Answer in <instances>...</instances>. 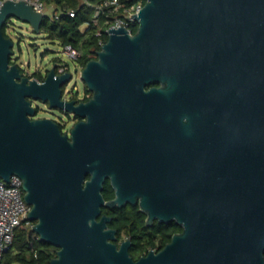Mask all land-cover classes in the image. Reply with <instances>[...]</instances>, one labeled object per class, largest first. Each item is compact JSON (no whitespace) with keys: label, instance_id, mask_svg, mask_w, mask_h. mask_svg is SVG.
I'll list each match as a JSON object with an SVG mask.
<instances>
[{"label":"water","instance_id":"1","mask_svg":"<svg viewBox=\"0 0 264 264\" xmlns=\"http://www.w3.org/2000/svg\"><path fill=\"white\" fill-rule=\"evenodd\" d=\"M32 6L0 9V177L22 178L51 264H264V0H145L76 69L86 101L62 99L58 63L42 82L11 63L4 25L41 32ZM37 101L80 120L64 133ZM127 204L182 231L135 260L102 214Z\"/></svg>","mask_w":264,"mask_h":264},{"label":"trees","instance_id":"2","mask_svg":"<svg viewBox=\"0 0 264 264\" xmlns=\"http://www.w3.org/2000/svg\"><path fill=\"white\" fill-rule=\"evenodd\" d=\"M58 7H68L77 10L76 17H69L64 14L60 19L52 21L45 18L41 31L48 34L51 40L60 41L64 46L71 45L83 50V55L78 59L81 66L94 58H97V51L100 45L93 31L88 36L80 30V26L91 21L93 8L84 3V0H53ZM97 2L98 0H88ZM145 1V0H144ZM8 21L4 25V33H7ZM138 24L131 27L133 33L137 31ZM108 39L107 35L104 37ZM11 63H15L11 61ZM24 71V70H23ZM48 71L44 74L40 70L33 71L31 78L44 80ZM87 93H91L86 89ZM92 94L83 100H88ZM74 98L77 99L75 96ZM39 107H37V110ZM78 120L80 118L77 117ZM61 129L63 126L60 124ZM108 200L114 196V191L107 183L103 191ZM115 212H110L113 216L111 227L118 230V238L123 239L131 236L133 239L130 248L131 256L137 260L147 254L151 249H162L172 238L173 234L182 231V227L176 222L162 223L155 221L153 226L146 224V214L138 206L130 205L127 208L116 207ZM58 248L45 240L31 228L27 227V221L19 226L15 232L12 246L4 253L0 264H51L52 258L57 255Z\"/></svg>","mask_w":264,"mask_h":264},{"label":"built area","instance_id":"3","mask_svg":"<svg viewBox=\"0 0 264 264\" xmlns=\"http://www.w3.org/2000/svg\"><path fill=\"white\" fill-rule=\"evenodd\" d=\"M0 0V9L3 2ZM20 1V0H13ZM28 4H33V9L40 11L52 21L60 19L64 14L69 17H76L77 10L68 7H58L53 0H25ZM88 6L93 8V15L91 21L85 22L80 26V30L88 36L91 31L97 37V43L100 45L106 43L104 37H109L110 27L118 28V26H125L131 29L132 21L135 18L132 14H139L144 7V0H98L97 2H90L84 0ZM85 26V28H83ZM99 48V49H100ZM98 49V50H99ZM65 51L73 59H79L83 55V50L75 48L71 45H65ZM83 66H77L81 70ZM70 69L65 64H58L57 73L63 74L69 72ZM71 72V71H70ZM25 75L30 76V73L24 71ZM41 82L43 80H40ZM74 96V93H66L63 90L62 99L68 101ZM90 96L84 92L83 97L77 96L78 100H83ZM31 206L24 199L23 180L18 175H12L10 181L0 177V261L4 253L12 246L14 242L15 232L26 220L27 213ZM27 224L32 228L33 222L27 221Z\"/></svg>","mask_w":264,"mask_h":264},{"label":"rangeland","instance_id":"4","mask_svg":"<svg viewBox=\"0 0 264 264\" xmlns=\"http://www.w3.org/2000/svg\"><path fill=\"white\" fill-rule=\"evenodd\" d=\"M7 33L14 41L11 61L18 65L28 73L40 70L44 74L49 71L54 63L65 64L69 67L73 76L64 86L63 90L66 93H74V96L83 97L86 91V86L80 78V73L77 66L81 65L78 59L71 58L65 51V46L57 40H51L48 34L44 31L35 32L31 25L22 20L11 17L8 19ZM137 25L132 21L131 27ZM85 28V26H83ZM39 109L36 112V117H50L61 123L63 129L68 131L78 122L75 115L67 113L60 109H49V106L42 101H37ZM27 227L30 225L27 224Z\"/></svg>","mask_w":264,"mask_h":264},{"label":"flooded vegetation","instance_id":"5","mask_svg":"<svg viewBox=\"0 0 264 264\" xmlns=\"http://www.w3.org/2000/svg\"><path fill=\"white\" fill-rule=\"evenodd\" d=\"M85 93H87V91H85ZM63 94V93H62ZM87 94H90L91 95V93H87ZM75 96H73L72 98H70L69 100H72V99H76V98H74ZM77 101H81V100H78V99H76ZM36 103V105H37V107H39L38 106V104H37V102H35ZM48 105V104H47ZM63 111V110H62ZM75 117H76V119H77V117L78 116H76L75 115ZM79 118V117H78ZM78 120V119H77ZM79 121V120H78ZM59 123V122H58ZM59 124H61V123H59ZM70 130H71V128L68 130V131H66L65 129H63L62 128V132H64V133H69L70 132ZM107 183L111 186V188H112V190L114 191V196L112 197V198H110V199H113L114 197H115V190H114V188L112 187V185H111V181H110V179H107L106 180V182H105V184H104V189H105V186L107 185ZM104 191V190H103ZM110 199H108V200H110ZM130 205H132V204H127L126 206H124V207H121V208H127V207H129ZM134 206H138L139 207V205H134ZM116 207H114V208H109V207H105V206H103L102 207V214H105V215H107V216H111L112 217V220L108 223L109 224V226H110V224L113 222V216L110 214V212H115V209ZM119 208V207H118ZM155 223V222H154ZM111 227V226H110ZM112 228H115V227H112ZM130 237V236H129ZM126 238H128V237H125V238H123V239H126ZM120 240H122V239H120Z\"/></svg>","mask_w":264,"mask_h":264}]
</instances>
